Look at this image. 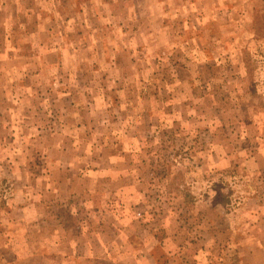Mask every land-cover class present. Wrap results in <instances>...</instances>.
Segmentation results:
<instances>
[{
  "label": "rangeland",
  "instance_id": "rangeland-1",
  "mask_svg": "<svg viewBox=\"0 0 264 264\" xmlns=\"http://www.w3.org/2000/svg\"><path fill=\"white\" fill-rule=\"evenodd\" d=\"M0 264H264V0H0Z\"/></svg>",
  "mask_w": 264,
  "mask_h": 264
}]
</instances>
